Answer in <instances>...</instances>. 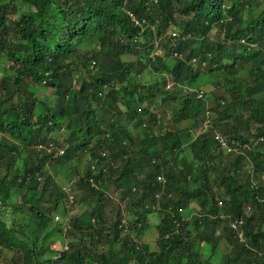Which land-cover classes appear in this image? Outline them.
Segmentation results:
<instances>
[{"label": "trees", "instance_id": "1", "mask_svg": "<svg viewBox=\"0 0 264 264\" xmlns=\"http://www.w3.org/2000/svg\"><path fill=\"white\" fill-rule=\"evenodd\" d=\"M21 1L22 5L19 0H0V56L12 62L8 68L14 71L13 75L0 77V200L13 216L8 236L0 217V264L4 261V247L20 251L22 256L21 261L12 258L8 264H30L33 254L37 264L49 261L40 259L38 241L45 230L53 229L52 218L67 195L63 185L44 166L51 161L59 165L70 159L80 160L88 147V138L92 134L101 135L98 124L92 123L91 109L85 108L83 100H98L106 82L107 91L118 87L125 93V123L117 128L114 143L98 139L88 148L90 161L98 167L95 179L101 187L95 189L88 184L86 178L92 176V170L87 164L84 176L76 185L84 191V200L91 203V210L71 216V229L66 233L70 237L68 247L50 261L53 264H214L210 257L203 256L200 248L208 243L212 253L217 250L220 237L214 235L215 222L210 216L223 212L233 217L244 215L248 246L239 244L225 228L223 237L231 249L217 264H264V254L258 256L252 250L264 245L261 226L264 202L256 200L264 197V141H258L257 146L247 151L250 163H245L241 154H224L213 139L212 128L197 135L191 133L192 128L178 127L154 134L151 126L156 123V116L150 112L157 95L161 94L166 101L180 93L181 107L171 112V120L175 124L194 120L195 131L203 123L202 103L192 93L175 89L176 85L195 83L202 76L224 72L214 84L213 93H217L210 107L211 125L229 142L234 139L239 144L251 145L252 139L264 136V97L255 96L264 93V0ZM257 8L260 11L255 14ZM125 9L132 10L140 21L154 24V30L149 28L141 33ZM171 14L175 17L171 18ZM169 21L180 28L181 34L190 35L185 40L168 42L166 61L164 56H149L152 44H143L140 46L143 49L136 51L130 49L139 44L136 38L146 35L150 40L165 35ZM120 33L125 43L120 42ZM88 39L89 49L82 51V43ZM241 39L254 42L259 49L248 48ZM172 52L181 54L184 60L175 62ZM123 54L134 55L135 60L122 61ZM95 58L100 75L87 82L83 70L86 72L88 62ZM194 58L197 67L190 63ZM244 65L250 69L241 77L240 69ZM164 70L171 75L169 81L162 73ZM76 73L82 74L80 87L73 88L71 80ZM150 78L153 83L148 85ZM43 80L53 88L56 98L51 105L43 102L40 110L32 86L42 85ZM166 82L171 83L172 89L164 88ZM107 93L115 98L114 93ZM144 102L147 107H142ZM140 107L149 118L141 132L142 138L126 126L128 123L130 128H136L140 123V119L134 122ZM60 129L65 136L62 143L51 135ZM122 140L126 144L122 145ZM49 141L54 146L52 153L45 149ZM67 145L69 148L63 155H54ZM186 148L192 159L184 155ZM118 166L123 169H117ZM160 174L166 178L164 184L157 181ZM105 185L110 190L121 185L126 194L130 185L145 188L146 194L138 199L121 193L131 215L132 208L140 204L144 215L148 211L145 201L149 208L159 203L163 217L157 225L155 246L138 239L141 230L136 228L139 221L134 216L130 225L136 228L135 235H120L121 213L109 210V199L103 191ZM12 188L17 193L11 202L8 199ZM218 200L223 201L222 207L217 205ZM249 203L255 206L251 216L244 212ZM192 204L198 207L197 214L179 220L177 229L174 220L178 219V210L191 212ZM141 223L142 227L146 224ZM54 228L61 231L58 224ZM22 237L27 241H18ZM98 245L105 252H97ZM153 247L156 249L152 250Z\"/></svg>", "mask_w": 264, "mask_h": 264}, {"label": "clouds", "instance_id": "2", "mask_svg": "<svg viewBox=\"0 0 264 264\" xmlns=\"http://www.w3.org/2000/svg\"><path fill=\"white\" fill-rule=\"evenodd\" d=\"M258 4V8H259ZM257 8V9H258ZM256 9V10H257ZM255 10V11H256ZM260 10L258 9L256 12H254L255 14H257ZM124 12L126 13V15L129 17L130 21L135 25L140 27V32L143 33L145 30L149 29L150 30H154V24L149 23V22H145V20H139L137 18V15L132 11V10H127L125 9ZM179 13L176 12V15H178ZM161 17V13L159 14L158 20ZM175 17L174 14H171V18ZM170 18V19H171ZM169 19V20H170ZM177 19V18H176ZM167 24V23H166ZM190 35V33H186V34H181L180 28L178 26H175L174 24H172V21H169V23L167 24V30L165 35H162L160 38H156L153 37L150 40L146 39V35L143 37H139L136 38L137 41H139V44L131 46V50L132 51H136L139 49H143L144 46L140 47L143 44L146 45H153V49L150 52L149 56L153 57V56H164V59L166 61V55L165 53L167 52L168 49V42L171 44V41H174L175 39H186L188 38ZM123 33L119 34V38H120V42L125 43L124 38L122 37ZM162 43V45H161ZM241 43H246L248 44V48L252 49V50H257L259 49L258 45L255 44L254 42L248 43L246 41V39H241ZM167 47V48H166ZM172 59L175 60V62L177 60H184L183 56L181 54H178L177 52H172ZM121 58V57H120ZM131 60L134 61L135 60V56L134 55H129V54H123L121 60ZM0 62L3 63V69H6L8 71L11 72V74L9 75H13L14 71L10 70L8 68L9 65L12 64V62H8L6 60V58L4 56H0ZM189 63V62H187ZM194 67H197V59H191L190 62ZM133 72V71H132ZM131 72V74H132ZM83 73L85 74V79L88 81H90L91 79H93L96 76L100 75V72L98 71V61L97 59H91L88 64H87V69L86 72L83 70ZM164 74V76L168 79H171V75L168 71L164 70L162 72ZM3 75H7V73H3L1 75V77ZM80 73H76L74 75V77L71 80V85L72 87H80V82H79V77H80ZM207 76H202V78H199L195 83H185V84H177L175 89L181 90L182 93L185 92H190L192 94L190 95H194L195 99L200 101L201 107H202V112L204 115V119H203V123L202 126L199 128H196V132L193 130L194 129V120H183V121H188L189 125L185 126V125H179L180 122H178L177 124H175L172 120H171V116L173 113H171L174 110H179L180 109V99H181V95L180 93H178V96H174L173 99H168L166 101L162 100V95H157L151 106H150V112H152L155 116H156V123L152 124L151 126V130L154 134H158L160 132L169 130V129H176L177 127L182 129V128H192V134H199L202 132L207 131L208 129L212 128V135H213V139L216 141L218 147L220 149L223 150L225 155H230L233 153H237V154H241V156L245 157V163H250L249 161V155L247 153V151L252 150L253 147L257 146V142L258 141H264V136L259 137V138H254L250 141L251 145H249L248 143H244V144H239L236 140L231 139V142L228 141L227 137L225 135H223L221 132H219V130H217L216 128H214L211 125L212 119H213V114L211 112V106L213 105L214 99L216 94L213 93L212 91H210V95L213 96L212 97V101L210 102V100L207 97V93L204 91V89H201L202 86L201 84L203 83V78H205ZM167 81V82H168ZM166 82V83H167ZM211 81H209L210 83ZM46 81L43 80L42 81V85L40 84L39 86H37L38 84H33L37 87L40 88V86L44 89L45 87H47V89H51L50 92V96H52L51 94L54 95L53 98V102H50L49 105L53 104L55 102V94L53 92V88L51 86H48L45 84ZM153 83V79L150 78V80L147 82V84H152ZM119 84V83H116ZM161 85V84H160ZM200 85V86H199ZM32 86V89L34 90V87ZM36 87V88H37ZM164 88L166 90H170L171 88V83H167L164 85ZM104 93L99 92L98 96L99 99L98 100H91L90 98H87L84 101V106L86 109H91V114L93 117V122L92 123H97L99 126V129L101 131V135L100 136H95V135H91L90 138H88V147H86L85 152H83L81 159L80 160H76L74 161V159H70L67 162H65L64 164H53L54 167L55 165L58 166H63L66 165L67 163H71V167L74 170H76V173L72 174L73 177L68 176V180L65 184L63 185V188L66 192V199H64L61 203H59L58 208L56 209V213L52 218V222L50 227H53V229H49L48 231L45 230V232L42 233L39 241H38V247L41 249V257L40 259H49V261H46L44 264H53V262H51L50 260L54 259L57 257L58 252L61 250H66L68 245H67V231L71 229V216H80L83 212H89L91 210V203H89V201L84 200V191L78 189L77 187V183L78 181L81 179V177L84 176V170L86 168V165H90V169L92 170L91 177L86 178L88 184L95 188L98 189L101 187V183H97V180L95 179V175H98V167L92 163V160L90 161L89 155L87 153V150L89 147L94 146V144L97 143L98 139H106L109 144H112L115 142V137L114 134L116 131H118V127L121 123H125V103H124V96L125 93L123 92V89L115 87L112 88L110 91L108 90V84L107 82L103 85V89ZM35 91V90H34ZM37 92V90L35 91ZM107 92H112L115 94V98L113 99L111 96H107L106 94H108ZM208 93V94H209ZM40 94V93H38ZM37 95V98H39V96ZM41 95V94H40ZM101 96V99H100ZM210 97V96H209ZM221 103H223V101H221ZM142 107H147V102H144L142 104ZM155 107H159L161 110H165V114L164 113H159L157 110H155ZM37 108L42 110L43 108V103H39L37 102ZM138 116L136 118V120L134 122H138V120L140 119V123L136 126V128H129V130H131L132 134H137L138 136H140V138H142L141 132L143 131V129L146 127V123L148 122V115H146L145 113L142 114L141 112V107L138 110ZM164 120H169L172 122L173 127H171L167 121ZM127 127H130V124L127 123L126 125ZM161 126V129H159V127ZM63 130V129H62ZM199 130V131H198ZM55 131V130H54ZM54 131L52 132V137L54 139H56L58 142H64V133L62 138H58L56 137V133L54 134ZM195 132V133H194ZM217 136H221L224 141L227 143L228 146H230L232 149L231 151H227V149L225 147H223L221 145V143L218 141ZM89 137V136H88ZM121 144L124 145L126 144V142L124 140L121 141ZM110 146V145H109ZM53 145L52 143L49 141L47 142L45 149L48 153H52V149H53ZM69 148V145H67L66 147H62L59 148L57 150V152L54 155H63L65 153V151ZM189 152V148H186L184 155L188 158V159H192V157H190L188 155ZM191 153V152H189ZM105 154V153H104ZM73 161V163H72ZM132 161L136 164V159L135 157L132 158ZM52 162V161H51ZM194 162L198 163V160L196 159V157H194ZM50 163V162H49ZM53 163V162H52ZM48 164V163H47ZM83 165L82 170L80 169V165ZM121 166H118L117 169H119ZM123 169V167H121ZM56 167H55V171H56ZM103 173L105 172V168L102 171ZM50 173V172H49ZM102 174V173H101ZM250 174L252 175V171L250 172ZM103 175V174H102ZM53 176V175H52ZM54 177V176H53ZM165 177L163 175H158L157 176V181L161 184H164L165 182ZM121 180V179H120ZM121 182L123 183V180H121ZM124 188L120 185V187L118 189H112L110 190L107 185H105V187L103 188L104 191V196L107 197V199H109V202L107 201V204L109 206V210H112L114 212H119L121 213L120 216V221H119V228H120V235H124V234H128L131 236L135 235L136 232V228L140 229L141 233L140 236L138 237V239L140 241H147L150 242L153 246H155L154 243H152V241H156V239H158V231H157V225L160 223L163 215L161 213V206L159 205V203L152 205L150 208L148 206V202L145 201L147 204H145V208L148 210L144 215L141 214L140 210H141V204L134 206L132 208L133 213L131 215V213H129L126 208H125V203L124 201H120L121 200V193L123 192V196L124 195H130L133 199H138L142 196H144L146 194V190L145 188L142 187V185H130L128 187L127 190V194L125 191H123ZM11 191H14L11 194ZM17 193V189L12 188L10 190V199H8L9 201H13V196H15ZM114 193V196L111 194ZM156 198H159V194H156ZM117 202H115V201ZM257 202H264V197H256ZM79 201L85 203L86 206H84L85 208L81 211H78L76 206H82L80 203H78ZM221 201V204H219L218 202ZM137 202V201H135ZM217 205L219 207L223 206V201L222 200H218L217 201ZM254 205L249 203L245 206L244 208V212L247 213V215L251 216L253 214L254 211ZM5 208H9L8 206H6L1 200H0V217H2V215L4 214V212H2ZM192 208V205L190 207V209ZM170 208H167V211H169ZM198 210V209H197ZM171 211V210H170ZM10 212V208L9 211L7 213L4 214V216L8 217V219H10V224L12 225V220H13V216L12 214L9 215ZM27 212V211H26ZM197 212V211H196ZM193 212L191 210V212H189V210H184V209H179L178 210V219L174 220V223L176 225V228L178 229V227L180 226V221L187 220L188 218H190L191 216H194V214L196 215L197 213ZM149 214H156L160 216V221L159 223L156 225L155 224V228L154 229V233L149 230V219H148V215ZM132 216H134V219L138 218V223L136 228H134L133 226L130 225V221L132 219ZM18 219V218H17ZM16 219V220H17ZM210 219L214 220L215 224H213V229H214V235L215 237H220V240H224L226 244L229 245V250L231 249L230 244L225 240V238L223 237L224 234V230L225 228H227L228 230L231 231L232 233V237L234 239L237 240V242L239 244H243L248 246V237L246 235L245 232V226H246V219L244 217V215H241L239 217H233L229 214L223 213V212H219L216 215L210 216ZM263 223L261 224L262 228L264 229V213H263ZM92 222H94L93 218H91ZM241 220V223H239L237 225V227L233 226V224H236L237 221ZM18 222H20L19 220H17ZM2 222L4 224L5 229H3V231L7 234L8 236V229L6 227V222L2 219ZM141 222H145V226L142 227V223ZM213 222V221H212ZM21 223V222H20ZM58 224V228L61 229V231H58L57 228H54L56 225ZM107 226L105 225V228ZM150 234L154 239L153 240H148L147 239V235ZM45 237H47L49 239L48 242H46L45 240H43ZM19 240H24L27 241V239L25 237L19 238ZM58 240V242H61V240L64 242L65 245H67L64 249H55L53 248V250L50 249L49 244L53 241ZM218 242V244H219ZM201 251L203 252V256L205 258H209L212 263L217 264L220 262L221 258L223 255L227 254V253H222L220 255V257H218L217 261L212 260V257H214L215 255L220 254L219 252V247L217 246V250L212 253L211 251V245H209L208 243H204L202 246ZM7 247H4L3 249H5ZM115 248H118V244H115ZM9 250L12 251V253L15 255H19L20 257L19 260L21 261L22 256H21V252L18 251L16 252L15 250H12L10 248H8ZM152 250H155L156 248L153 247L151 248ZM252 250L254 251L255 254H257L258 256H261L264 254V245H261L260 247H252ZM206 251H209V254L206 256L204 255L206 253ZM3 253V251H2ZM32 254V253H31ZM3 256V255H2ZM17 258V257H15ZM17 258V259H18ZM11 260V259H9ZM30 264H37L36 261V257L35 254L32 255V261Z\"/></svg>", "mask_w": 264, "mask_h": 264}, {"label": "rangeland", "instance_id": "3", "mask_svg": "<svg viewBox=\"0 0 264 264\" xmlns=\"http://www.w3.org/2000/svg\"><path fill=\"white\" fill-rule=\"evenodd\" d=\"M19 5H22V1L21 0H19ZM14 14H11L10 16H13ZM88 42H89V39H88V41H84V43H82L80 46H81V50L82 51H84V50H87V49H89V47H88ZM3 63H1L0 62V77H1V75L3 74V73H7V74H11V72L10 71H8V70H6V69H3ZM249 69H250V67L249 66H247V65H244L241 69H240V75H241V77H245L247 74H248V71H249ZM224 75V72H213V73H211V74H208V75H206L207 77H205V78H203V83L201 84V86H202V88L201 89H204V91L207 93V97H208V99L210 100V102L212 101V97L213 96H211L210 95V91H215V88H216V85H214L215 83H216V81L217 80H219L222 76ZM209 80L211 81L210 83H209ZM33 86H35V85H33ZM37 86H39V85H37ZM37 86H35L34 87V90L36 91L37 90V92H36V94H38V93H40V94H38V96H39V98H38V102L39 103H43V102H46V103H50V102H53V98H54V95L53 94H51L52 96H50V92H51V89H47V87H45L44 89L40 86V88L39 87H37ZM200 86V85H199ZM37 87V88H36ZM209 93V94H208ZM215 93H217V91L215 92ZM264 93H258V94H256L255 96H261V98L262 97H264V95H263ZM210 96V97H209ZM155 110H157L159 113H164L165 114V110H161L159 107H155ZM164 121H167V123L171 126V127H173V124H172V122L171 121H169V120H164ZM179 125H185V126H187V125H189V122L188 121H182V122H180L179 123ZM253 126H256L257 124L255 123V124H252ZM83 129H82V132H85V130H84V127H82ZM128 129L130 128V127H127ZM197 131V130H196ZM195 131V132H196ZM199 131V130H198ZM194 132V133H195ZM56 133V137H58V138H62V137H64L63 136V133H64V130H62V129H60V130H55L54 131V134ZM1 136L2 135H0V139H1ZM190 152V151H189ZM188 152V155L190 156V157H192V154L191 153H189ZM72 163H73V161H72ZM55 167H56V171H55ZM55 167H54V165H53V163L52 162H50V163H48V164H46L45 166H44V169L46 170V171H49L50 172V174L51 175H53L54 176V179L58 182V183H60V184H65L66 182H67V180H68V176H70V177H73V175L72 174H74V172H73V169L72 168H70L71 167V163H67L66 165H63V166H58V165H55ZM82 168H83V165L81 164L80 165V169L82 170ZM14 191H11V194L13 193ZM113 196H114V193H111ZM115 201V200H114ZM120 201H122V200H120ZM115 202H117V201H115ZM123 202V201H122ZM78 203H80L82 206H76L77 207V209H78V211H81V210H83L85 207L84 206H86L85 205V203H83V202H81V201H79ZM106 209H107V206H104ZM197 209H198V207L195 205V204H192V208H191V210L193 211V212H196L197 211ZM9 211V208H5L2 212H4V214L5 213H7ZM4 214L2 215V219L4 220V221H7L6 222V227H7V229H11L12 227H13V225H11L9 222H10V219H8V217L6 216H4ZM9 215H11V213L9 212ZM148 219H149V223H150V225H149V230H151L153 233H154V229L153 228H155V224L157 225L158 223H159V221H160V216L159 215H156V214H149L148 215ZM21 220H22V218H21ZM24 220V219H23ZM67 238H70V237H68L67 236ZM147 239L148 240H153L154 238L150 235V234H148L147 235ZM43 240H45L46 242H48L49 241V239L47 238V237H45ZM152 243H156V241H152ZM199 244L196 242V247L198 246ZM67 245H65L64 244V242L61 240V242H58V240H56V241H53V242H51L50 244H49V247H50V249L51 250H53V248H55V249H64L65 247H66ZM218 247H219V252H220V254H219V256L218 255H215L214 257H212V260H214V261H217L218 260V257H220V255L222 254V253H227L228 252V250H229V245L228 244H226L225 243V241L224 240H221L220 242H219V244H218ZM97 252H100V251H104L105 252V249L103 248V246H101V245H98L97 246ZM209 254V251H206V253L204 254V255H208ZM2 257H3V259H4V261H3V264H8V260L9 259H14L15 257H20L19 255H14L13 253H12V251L11 250H9L8 248H5V249H3V253H2ZM19 259V258H18Z\"/></svg>", "mask_w": 264, "mask_h": 264}, {"label": "built area", "instance_id": "4", "mask_svg": "<svg viewBox=\"0 0 264 264\" xmlns=\"http://www.w3.org/2000/svg\"><path fill=\"white\" fill-rule=\"evenodd\" d=\"M217 138L218 141L221 143V145L227 149V151H231L232 148L227 145V143L224 141V139L221 136H217ZM218 203L221 204V201H219ZM239 223H241V220L237 221L236 224H233V226L237 227Z\"/></svg>", "mask_w": 264, "mask_h": 264}]
</instances>
